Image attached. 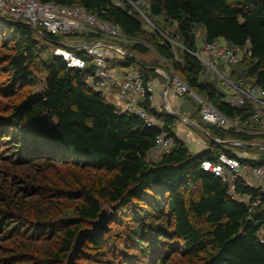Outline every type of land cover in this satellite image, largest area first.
Segmentation results:
<instances>
[{
    "label": "trees",
    "instance_id": "trees-1",
    "mask_svg": "<svg viewBox=\"0 0 264 264\" xmlns=\"http://www.w3.org/2000/svg\"><path fill=\"white\" fill-rule=\"evenodd\" d=\"M39 1L82 5L120 25L130 37L141 39L146 32L140 13L129 3ZM147 11L150 18L163 17L175 26L174 34L165 28L161 35L154 33L157 53L172 62L167 72L171 67L225 114L238 115L242 108L225 101L226 92L207 78L194 55L199 48L198 27L205 31V43L218 38L233 46L249 43L251 55L233 67L232 78L256 79L264 86V0H148ZM38 30L41 35L30 25L0 16V41L8 51L0 52V66L11 73L0 81V92L10 98L0 107V147L7 145L11 151L0 157V173L6 177L0 191V232L8 255L0 264H12L25 255L23 251L38 256L39 264H66L77 234L98 218L104 205L113 208L108 228L86 240L74 264H264L259 237L264 209L249 212L225 183L201 166L203 160H215L221 153L234 155L215 138L248 137L210 126L209 148L191 152L173 130L176 116L159 113L146 101L161 125L151 127L137 115L119 111L86 82L92 67L70 68L54 53L66 36ZM100 39L95 34L86 37L88 42ZM42 43L53 47L42 64L45 85L38 92H22L33 81ZM176 43L182 48L180 59ZM133 47L149 50L142 43ZM75 52L88 60L84 51ZM110 64L118 69L136 67L148 79L161 76L127 47ZM194 103L189 120L198 118L202 124ZM162 132L174 138L175 146L160 160L147 162L146 154ZM62 164L79 171L49 177L47 171ZM237 190L254 197L259 193L241 182ZM193 218L205 226H197ZM34 235L52 242L26 249L19 239L27 241Z\"/></svg>",
    "mask_w": 264,
    "mask_h": 264
},
{
    "label": "built area",
    "instance_id": "built-area-1",
    "mask_svg": "<svg viewBox=\"0 0 264 264\" xmlns=\"http://www.w3.org/2000/svg\"><path fill=\"white\" fill-rule=\"evenodd\" d=\"M130 2V5L141 13L143 12L139 5H148V0ZM0 16L30 25L40 32V35L42 33L38 28L48 34L71 37L70 45H59L54 53L62 57L70 68L85 71L92 67V71L86 75V82L92 89L102 92L107 99L112 96L116 98L119 111L137 115L148 126L161 127L144 104L154 100L159 79L146 78L136 67L124 68L119 72L108 63L110 53L113 54L112 58H115L123 52L126 45L140 42L138 38L128 36L120 25L99 18L79 4L64 5L39 0H0ZM90 34H95L101 39L88 42L86 37ZM74 50L84 51V56L89 61ZM194 55L203 63L207 73L215 74L224 81L225 101L233 107L242 108L240 114H225L211 101L198 94L171 67L167 73L165 70H158L159 74H163L174 95L183 99L189 97L196 102L204 126L248 137L225 140L215 138L218 143L231 141V146L237 147L240 153H234L233 156L221 153L215 160L205 159L201 164L202 169L211 172L225 183L230 195L244 203L249 212L264 209V86L258 84L256 79L243 81L232 78L233 67L246 55H251L249 43L246 46H233L218 38L204 43ZM184 120L189 121L188 118ZM174 146V138L162 132L148 150L145 160L158 161ZM257 162L261 164L256 165ZM238 182L258 189L259 193L255 197L249 193H241L237 190ZM259 237L264 243V227L260 230Z\"/></svg>",
    "mask_w": 264,
    "mask_h": 264
},
{
    "label": "rangeland",
    "instance_id": "rangeland-1",
    "mask_svg": "<svg viewBox=\"0 0 264 264\" xmlns=\"http://www.w3.org/2000/svg\"><path fill=\"white\" fill-rule=\"evenodd\" d=\"M116 2V4L124 6L126 4H130L131 2L129 0H114ZM147 7L148 5H139L140 10L143 12L141 13L137 8L133 7V9L137 10L140 15L141 18L143 19V26L144 29L146 30V32L143 35V38L138 39L140 42L142 43L143 46L147 47L149 50L148 52L144 53L138 49H135L133 46L136 44H129L126 45V47L132 51L134 54H136L137 58L144 62L147 66H153L156 67V71L158 72V70H165L167 73V68L169 66H171L172 62L167 60L166 58L161 57L156 49H155V42L157 41V38L155 37V32L159 35H161L162 32V28H165V31L169 32L170 34H174L175 31V26L171 25V24H166L164 22V18L163 17H158V18H153V17H149V13L147 11ZM156 26H159L161 29H158ZM197 33V44L199 45V47H202V45L205 43V31L202 27H198L196 30ZM166 36V34H163ZM72 41L71 37H63L60 41V45L63 44V46L65 47L66 45H70ZM176 46H178V48H175V54L176 57L178 59L181 58L182 56V51H181V47L179 44L176 43ZM42 47V54H41V58L38 59V61L34 64L33 68H34V78L31 84H28L27 86L24 87L22 92H38L41 91L44 87V83H45V77H46V71L43 68V62L47 61L50 57V53L51 50H53L52 45L50 44H46V43H42L41 44ZM0 52L6 53L7 48L3 45L2 41H0ZM117 53V52H116ZM108 63H113L114 62V58L113 54L110 53V55L108 56ZM167 67V68H166ZM118 69V68H117ZM119 70V69H118ZM163 72V71H162ZM206 72V71H205ZM159 73V72H158ZM11 73H7L6 71H3V67L0 66V81H2L3 79H5L7 76H9ZM161 75V74H160ZM206 76L208 79L213 80L216 82L217 86L224 91L225 89V83L224 81L221 80L220 77L216 76L215 74H211V73H207L206 72ZM161 80L165 81V77L163 76V74L160 76ZM1 90V89H0ZM15 97H12V99ZM179 98V97H178ZM181 100L179 101V104L183 103V98H180ZM10 100V98H6L3 97V92H0V107L3 103L8 102ZM108 101H112L110 98H108ZM195 110V103L194 101L188 100L186 102H184V106L183 108L181 107L180 109V113L179 116L180 117H184L187 116L188 119L192 118L191 113H194ZM177 117L176 121L173 125V129L174 132H176V134L178 135V137H186L187 138V143L186 146L188 147V149L193 152V153H199L201 151H203V149L207 146L209 147V141L211 140V127H207L205 128V126L203 124H200V122L197 120L198 118H194V121L192 120H184V118H180ZM193 119V118H192ZM200 124V125H199ZM14 131H11V134H13ZM254 140H260V138H252ZM218 143V142H217ZM221 144V143H220ZM228 149L234 154H238L240 153L239 149L237 147H233V146H227ZM208 149V148H207ZM248 152V151H247ZM11 155V151L9 148H7V145H2L0 147V157H5V156H9ZM72 170H70V169ZM79 171L78 169H74L72 166H68L66 164H62V165H58V167L56 168H50L47 171V174L49 175V177L55 179V177H57V175H67L69 172L73 173ZM5 176L0 173V191L3 190L5 188L4 184H5ZM55 200V199H54ZM103 208H108L110 210H113V208L110 205H104ZM71 215V212H67L65 216L69 217ZM194 223L199 226V227H204L205 224L202 220H198L196 218H193ZM28 228L26 229V232H28ZM1 235L2 233L0 232V260L2 258H6L8 255L7 253L4 251L3 249V245H5L3 239H1ZM40 236L34 235V238L29 239L27 241L21 240L20 241L24 242L22 244H24V247L26 249H28L31 246L34 247H38L41 248L45 245H50L52 240H47L45 238H39ZM25 253V255L21 256V257H16V259H13V263L12 264H39V258H37L38 256L23 251ZM19 260V261H17ZM6 264H11V262L6 263Z\"/></svg>",
    "mask_w": 264,
    "mask_h": 264
},
{
    "label": "water",
    "instance_id": "water-1",
    "mask_svg": "<svg viewBox=\"0 0 264 264\" xmlns=\"http://www.w3.org/2000/svg\"><path fill=\"white\" fill-rule=\"evenodd\" d=\"M175 116L180 117L179 114H176ZM214 141L217 142L215 139ZM221 144L225 146H231L233 143L231 141H223L221 142ZM112 215L113 210L103 208L100 214L98 215V218L91 222L90 226L85 227L79 231L75 240V244L71 253L69 254V258L66 264H74L79 251L82 249L87 239H92L96 237L98 234L102 233L108 228Z\"/></svg>",
    "mask_w": 264,
    "mask_h": 264
},
{
    "label": "crops",
    "instance_id": "crops-1",
    "mask_svg": "<svg viewBox=\"0 0 264 264\" xmlns=\"http://www.w3.org/2000/svg\"><path fill=\"white\" fill-rule=\"evenodd\" d=\"M118 71L122 72L123 70L119 69ZM158 79H159V86H158L157 92L155 93L154 100L151 103L152 108H154L159 113L165 112L168 114H172L174 116L176 114H179L181 107L183 108L184 102H186V101L183 100V103L179 104V101L181 99L172 93V90L170 89L169 84L167 83V80L162 81L161 78H158ZM110 98L112 100L110 102L117 105V107L119 108V103L116 100V98H114L113 96ZM187 116H184V117L187 118ZM179 138L183 142L187 143L186 137L183 136V137H179ZM203 150H207V146Z\"/></svg>",
    "mask_w": 264,
    "mask_h": 264
}]
</instances>
